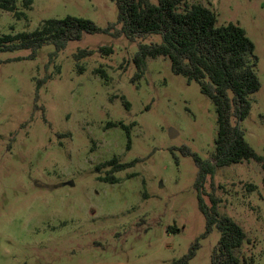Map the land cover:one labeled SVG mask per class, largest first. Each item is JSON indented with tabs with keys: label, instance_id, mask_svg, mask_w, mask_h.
<instances>
[{
	"label": "rangeland",
	"instance_id": "obj_1",
	"mask_svg": "<svg viewBox=\"0 0 264 264\" xmlns=\"http://www.w3.org/2000/svg\"><path fill=\"white\" fill-rule=\"evenodd\" d=\"M24 2L17 1L22 17L0 10V36L67 15L101 27L118 19L114 0ZM187 2L210 6L218 26L238 23L254 41L262 86L242 128L264 156V0ZM160 41L158 34L133 42L86 33L57 54L53 44L34 59L26 58L28 49L0 53V264H171L198 238L189 264H212L221 234L214 228L201 237L199 193L208 206L216 198L219 213L245 229L236 254L264 264L262 165L217 167L199 192L198 167L184 151L214 162L215 105L198 82L175 74L167 57L148 58L142 76L132 79L139 42ZM103 45L114 52L102 54ZM83 49L93 53L76 57ZM120 121L131 126L130 149L126 130L108 125ZM114 157L144 160L114 172L117 183L100 180Z\"/></svg>",
	"mask_w": 264,
	"mask_h": 264
},
{
	"label": "trees",
	"instance_id": "obj_2",
	"mask_svg": "<svg viewBox=\"0 0 264 264\" xmlns=\"http://www.w3.org/2000/svg\"><path fill=\"white\" fill-rule=\"evenodd\" d=\"M17 1L0 0V10L22 17L25 13L20 11ZM114 1L118 9L117 22L101 27L92 19L73 15L45 19L33 31L0 36V53L28 49L30 54L26 58L34 59L44 45L53 44L54 54H57L70 41L81 40L86 33H106L114 37L124 35L133 42L158 34L161 36L160 42H139L138 51L133 57L136 67L133 81L146 70L148 58L167 57L172 71L185 76L188 82H198L202 93L215 105L218 129L214 162L202 158L197 152L184 151L185 155L194 159L198 167V191L200 192L208 175H215L217 167L255 160L264 168V156L258 154L248 142L242 128V122L252 109L251 96L262 86L256 70L259 61L256 45L246 30L234 22L218 26L216 12L202 3L189 4L187 0ZM31 3L32 0H25L24 5L28 7ZM119 23L122 24L120 29L117 28ZM98 51L110 55L114 52V47L103 45ZM92 53V50L83 49L76 57ZM98 71L102 72L103 77L106 76L104 70ZM108 125L120 126L126 130L127 146L130 149L131 126L122 121L110 122ZM142 160L144 159L137 158L121 163L114 157L103 164L111 166V170L106 176H99V179L117 183L120 179L114 172L133 167ZM198 202L206 218V230L201 237H207L214 228L221 234L219 243L212 252V264H258L254 258L241 259L236 254V250L247 239V233L234 218L219 213L218 200L212 197V205L208 206L199 193ZM199 247L198 238L187 254L171 264H189Z\"/></svg>",
	"mask_w": 264,
	"mask_h": 264
},
{
	"label": "water",
	"instance_id": "obj_3",
	"mask_svg": "<svg viewBox=\"0 0 264 264\" xmlns=\"http://www.w3.org/2000/svg\"><path fill=\"white\" fill-rule=\"evenodd\" d=\"M176 135V131L174 129L170 130V136L174 137Z\"/></svg>",
	"mask_w": 264,
	"mask_h": 264
}]
</instances>
